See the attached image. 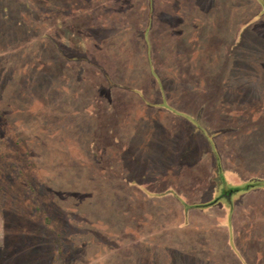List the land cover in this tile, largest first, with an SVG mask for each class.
<instances>
[{"label":"rangeland","instance_id":"obj_1","mask_svg":"<svg viewBox=\"0 0 264 264\" xmlns=\"http://www.w3.org/2000/svg\"><path fill=\"white\" fill-rule=\"evenodd\" d=\"M99 2L0 0V264H264V222L240 218L237 227L216 212L209 202L216 196L208 172L213 156L195 128L200 122L179 125L189 100L210 107L204 113L233 130L223 145L229 159L217 156L220 195L228 187L225 161L238 182L250 172L264 174V0H214L203 32L231 35L238 23L236 47L207 48L202 41L197 54L180 55L164 64L167 70L157 61L173 60V32L161 47L146 34L147 70L163 94L155 96L164 105L171 98L176 115L160 104L149 107L148 95L140 104L142 92L123 96V113L115 95L109 102L96 94L98 68L90 56ZM210 2L193 4L203 12ZM169 18L154 8L148 24ZM115 28L108 33L121 37L117 56L122 47L125 58L129 51L141 61L147 47ZM175 28L179 36L183 29ZM204 53L209 57L199 59ZM190 78L205 88H192ZM142 79L126 81L141 86ZM120 81L105 83L113 90ZM215 87L220 92L213 95ZM121 119L123 130L110 126ZM236 185L229 189L233 199L248 189ZM170 189L183 202L163 194Z\"/></svg>","mask_w":264,"mask_h":264},{"label":"crops","instance_id":"obj_2","mask_svg":"<svg viewBox=\"0 0 264 264\" xmlns=\"http://www.w3.org/2000/svg\"><path fill=\"white\" fill-rule=\"evenodd\" d=\"M151 1L152 2H150L149 0H101V2H99V6L102 8V10L98 12L95 11L93 12V17H92L93 50H92V55L91 56L89 55L92 60V63L94 64V67L98 68V72L95 73L94 75L95 77L93 76V79L96 82L98 79V83H94L96 84L94 88H98L96 94L102 99L101 101L105 100L111 102V96L114 95L117 98H119L120 100L117 101V103L119 104L117 109L120 110L121 113L124 112L123 108L125 107L124 104L125 102H123V96L135 95L142 92L143 99L141 100L138 99L140 104L145 103L144 95H148L147 102L149 103V107H156L158 106V104H160V107L168 111H172L170 109H173V111L170 113L176 115L178 114L176 111L177 108L175 109V107H173L174 104L171 98H168L167 103L165 102L166 105L165 106L164 103L162 104V102L159 101L160 96L159 99L156 98L155 96V95H161L162 92L156 93L159 88L156 85L154 74L153 73L149 74V71L147 70L149 45L147 47L145 43L149 42L148 41L149 39L148 40L146 39V34L150 33L151 37L152 36L158 37V40L160 41V45L158 46L161 47V46H165L166 45L165 43L169 40L168 33L173 32L174 51L170 52L169 54V56L173 58V60L171 59L172 61L171 60L167 61L163 58V60L160 59L158 62L157 59H155L156 55H154V53H151L152 57L150 56L152 59H154L153 60L154 64L157 63L160 64L159 68L162 71L163 69L167 70L166 66L164 65L165 63H169V62L175 63L174 60H177L178 57H181L180 55L186 56L187 54H189V52L191 54L196 53L197 49L199 48L198 46H201V44L204 43L202 41H205L207 48H213V46L216 47L221 44L223 46H226V49H228L229 46H232L233 48L236 47L239 41L238 37H239L240 26L237 23L234 27V30L232 31L233 34L231 35L229 34L228 31H224L223 29L219 28L220 32L218 34H212L211 32H209V37H208L204 34L203 31L208 26L207 17L210 16L211 14L213 15L214 10L216 9L214 7L217 6V3L216 2L213 3L214 0H211L210 4L207 5L208 7H205L206 10H204L203 12H199V7L194 6L193 4L194 0H158V3H156V0H151ZM182 1H185L186 3L184 4L182 3ZM92 8L95 10L96 8L95 3H93ZM154 8L155 9L157 8V14L159 18L162 19L163 16L169 15L172 16V19L169 18L166 21L163 20L160 21L158 19V23L156 25L151 24L150 26L148 24L149 14L151 10ZM225 9H227V7ZM187 18H189V21L187 20ZM186 22L190 24L189 26H187L188 29H184V24ZM117 24H118V28H120V30H124L125 33L127 30L130 31L128 37L135 36L139 38L140 44H142L144 48L145 46L147 47L141 56V61L139 60L138 62L134 61L131 55L132 53H130L129 51H128V58H125V56L127 55L124 54L126 52V49L122 47L120 48V51H123L122 52L123 56L120 55L117 56L118 54L116 52H118V50L115 49L114 46L116 47V44L118 42L122 43V41L120 40L121 37L118 36L116 37L114 35L110 36L108 33V31L113 30V28L116 30L115 26ZM175 26L183 29L182 33L179 34V36L176 35L177 29L175 28ZM168 27L170 28V30ZM171 43L172 42H169L170 45ZM111 46L112 49L105 51L106 48H111ZM101 50L103 51L101 52ZM224 56L226 55L224 54ZM208 57L209 55L207 53L206 54L204 53L202 57L199 56V59L205 60ZM139 64H142L143 66L142 65L139 66ZM129 66L133 68L130 73V75L134 74L133 77H131L129 74L126 73V70ZM211 69L213 70V67ZM204 72L209 76L210 74L213 73V71L209 72L207 70L206 71L204 70ZM96 76L98 78H96ZM138 76L140 77L143 76L142 80L144 81L141 86H138L137 84L128 85L126 80H130V79L134 80ZM108 78L111 79L116 78V80H121V81L118 82L116 86H113L112 88L113 90H110L111 87H109L108 83L107 84L105 83ZM190 79L191 80L189 83L192 88L194 87L196 90H203L205 88L202 85L201 86L199 85L200 87L197 86V81H196L197 78L196 79L190 78ZM205 81H211V80L205 79ZM198 87L200 89H198ZM215 89L216 90H213L210 93L214 95L216 92L217 93L220 92L216 87ZM146 90H149V93L146 94L145 93ZM175 96H178V94H175ZM175 99L177 98L175 97ZM158 101L160 103H158ZM184 101L186 102L188 101V103L187 104L185 103L186 105H183L182 109L180 110V114H181L180 115L181 121L179 122L180 127H187L188 124H192L191 122H195V123L200 122L199 124L200 128H198V126H196L195 128L201 133V137L204 139L205 147L207 149L209 148V150L212 152L213 157L212 159L210 158L208 164V168H209L208 172L211 175V177H209L210 184L212 181H213L212 183H215L214 186L216 188L215 190L216 196L214 194L212 195L211 198L214 199H211V201H209L210 204H212V206L214 205L220 207V209L217 207L218 210L216 212L222 214V217H225L226 215L224 219H227L228 222H231L233 226H237V227L239 226L236 221L237 219L239 220L240 218H242V221H245L247 223H252V222L256 223L255 221L257 219L259 223L261 221L264 222V219H261L262 214H260L261 212H264V210H262L264 208V174H252L250 172L242 176V178H240L238 182L237 180L238 178L235 175V169L232 168L230 164L228 165L227 162L225 161L224 167L226 169V182L228 187L224 191H222L223 193L222 195H220L221 191H220L219 183L221 182L218 181L219 178L217 174L218 172L217 156L222 154L224 159L226 160L229 159L230 155L229 153L224 151L225 149L223 148V145L225 146V143L228 142V140L226 139V135L231 134L233 130H230L229 124L225 125L224 124L225 122L218 123V120H216L213 116H211L210 113L205 114L203 109L206 107V105L203 107H198L199 104L196 102H189V100H184ZM190 106H192V108ZM237 108L240 107L237 105ZM205 111L211 112L210 107L205 108ZM123 121L124 120L122 119L118 121L111 120L110 122H113V124H111L110 126L114 125L116 129L122 128L124 127ZM246 124H251V122L250 123L247 122ZM218 129H220L221 133H219L218 135L215 134L213 136L216 139L214 143L213 137H208L207 133L209 132H207V130L211 132L213 130H218ZM252 180H258L260 185L246 189V191H244L242 194L237 196L236 199L232 198L234 193L233 191L230 192L231 190L229 189L235 188L234 186H237L236 184L238 183L239 184L242 183L245 185L247 182H250ZM157 193L158 192H156L155 194ZM166 193L169 194L171 193L172 196L169 197H174L178 201L183 202L184 200V198L180 197L175 192V190L170 189L167 190V192H163V194ZM219 198L221 199L223 198L224 203L218 202ZM225 200L227 201L225 202ZM217 203L220 205H217ZM187 207L192 208L190 206ZM231 207L237 215L229 214L230 213L229 209H231ZM244 209L249 214L248 217H245ZM231 216H233V218ZM248 228L249 227H247V229Z\"/></svg>","mask_w":264,"mask_h":264},{"label":"trees","instance_id":"obj_3","mask_svg":"<svg viewBox=\"0 0 264 264\" xmlns=\"http://www.w3.org/2000/svg\"><path fill=\"white\" fill-rule=\"evenodd\" d=\"M256 184V183H259L258 182V180H252V181H250V182H247L246 184H245V186H244V188H249L251 185H253V184ZM237 189H240V188H237Z\"/></svg>","mask_w":264,"mask_h":264},{"label":"water","instance_id":"obj_4","mask_svg":"<svg viewBox=\"0 0 264 264\" xmlns=\"http://www.w3.org/2000/svg\"><path fill=\"white\" fill-rule=\"evenodd\" d=\"M230 193V192H229Z\"/></svg>","mask_w":264,"mask_h":264}]
</instances>
